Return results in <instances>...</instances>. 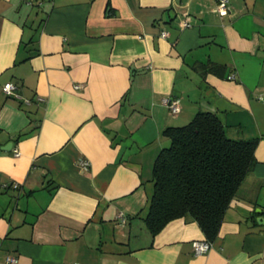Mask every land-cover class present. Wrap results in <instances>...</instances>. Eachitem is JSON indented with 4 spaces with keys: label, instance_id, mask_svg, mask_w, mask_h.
<instances>
[{
    "label": "crops",
    "instance_id": "obj_1",
    "mask_svg": "<svg viewBox=\"0 0 264 264\" xmlns=\"http://www.w3.org/2000/svg\"><path fill=\"white\" fill-rule=\"evenodd\" d=\"M217 1L0 0V264H264V0ZM201 111L257 145L197 255V222L145 218L163 131Z\"/></svg>",
    "mask_w": 264,
    "mask_h": 264
},
{
    "label": "trees",
    "instance_id": "obj_2",
    "mask_svg": "<svg viewBox=\"0 0 264 264\" xmlns=\"http://www.w3.org/2000/svg\"><path fill=\"white\" fill-rule=\"evenodd\" d=\"M163 148L153 167L154 193L145 218L157 235L170 221L198 223L211 243L224 215L255 163L256 140L230 138L212 111H201L181 127H167Z\"/></svg>",
    "mask_w": 264,
    "mask_h": 264
},
{
    "label": "built area",
    "instance_id": "obj_3",
    "mask_svg": "<svg viewBox=\"0 0 264 264\" xmlns=\"http://www.w3.org/2000/svg\"><path fill=\"white\" fill-rule=\"evenodd\" d=\"M216 10L220 15H228L230 12L229 0H218ZM181 26L182 27L190 26V21L188 19L187 14H185L184 19L181 20ZM167 35H168V32H166V31L162 32V36L165 37ZM77 87H79V86H77ZM2 90L8 96L12 95V96H15L17 98L20 97L19 94L17 93V86L14 83L8 82V83L4 84L2 87ZM39 99H41V98H39ZM164 103L169 108L172 115H177L181 110L178 99L165 98ZM15 155L16 156L20 155V152L18 149H15ZM80 166L84 170H87L89 167V162L87 160H81ZM13 187L17 188L18 184L14 183ZM119 217L122 219V221H125V218L122 214H120ZM211 245H212V243L206 239L195 240L193 242L194 253L197 255L206 253L211 248ZM6 262L9 264H18V258L13 257V256H7ZM73 264H78V263H73Z\"/></svg>",
    "mask_w": 264,
    "mask_h": 264
}]
</instances>
